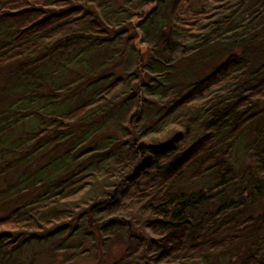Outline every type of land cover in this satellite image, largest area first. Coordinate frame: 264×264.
Masks as SVG:
<instances>
[{
	"label": "trees",
	"instance_id": "1",
	"mask_svg": "<svg viewBox=\"0 0 264 264\" xmlns=\"http://www.w3.org/2000/svg\"><path fill=\"white\" fill-rule=\"evenodd\" d=\"M219 1L0 0V264H264V0Z\"/></svg>",
	"mask_w": 264,
	"mask_h": 264
},
{
	"label": "rangeland",
	"instance_id": "2",
	"mask_svg": "<svg viewBox=\"0 0 264 264\" xmlns=\"http://www.w3.org/2000/svg\"><path fill=\"white\" fill-rule=\"evenodd\" d=\"M191 4L193 3H190V5ZM220 4L223 5V0H220L217 5ZM128 48H131V50L134 51V49L131 46H129ZM90 195L91 194L87 191L85 194H82L80 196V199L72 200L71 203L76 204L78 201L84 202L88 197H90ZM6 198H9V196ZM68 232L69 230H66L63 234H57L55 236L47 237L42 240H33L27 242H24L22 240L21 242H19L17 248H15L14 246L13 250L1 254L2 257H4L2 258L1 263L2 264H108L109 263L108 260L103 258V256L99 258L101 252L96 250L93 238L90 235L85 234V232H83L82 230L81 232H77L73 235H69ZM116 239L120 240L119 238L112 239L114 244L112 247V251L110 253L112 257L117 256L119 253L116 244Z\"/></svg>",
	"mask_w": 264,
	"mask_h": 264
}]
</instances>
